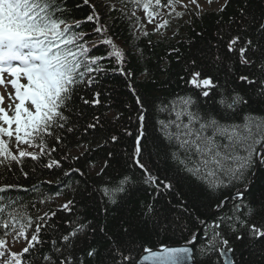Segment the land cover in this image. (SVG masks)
<instances>
[{
  "label": "snow or ice",
  "instance_id": "6c2138e0",
  "mask_svg": "<svg viewBox=\"0 0 264 264\" xmlns=\"http://www.w3.org/2000/svg\"><path fill=\"white\" fill-rule=\"evenodd\" d=\"M189 4L199 16L198 0H0V264H264V0H240L150 66L136 41ZM129 58L155 93L174 61L180 90L142 93Z\"/></svg>",
  "mask_w": 264,
  "mask_h": 264
},
{
  "label": "trees",
  "instance_id": "16d2710c",
  "mask_svg": "<svg viewBox=\"0 0 264 264\" xmlns=\"http://www.w3.org/2000/svg\"><path fill=\"white\" fill-rule=\"evenodd\" d=\"M254 2V0H252ZM240 6V0H231V3L229 4V7L223 12L218 13V10L213 9H206L201 10V13L199 16L196 15L197 7L194 9H191V15L187 14L186 20L189 21V23H185V21H177L174 24L173 31H177V35L173 36L168 35L162 39H157L154 37L153 34L150 35V37H141L136 43L139 44L141 48H144L146 53H151L150 55V66L155 65L157 62V59L161 56H164L169 49L170 46H177L181 47L182 44L184 47L187 46V41H189L192 38H195V33L198 31H205V32H213L216 30L217 27V20L221 19V17L226 21L228 16L235 13L237 8ZM83 13H81L82 15ZM121 37L122 40H127L129 37V32L127 28L122 27L121 30ZM152 40V47L149 48L147 44V40ZM183 50V49H182ZM145 61H137L136 59L129 58L128 61V67H130L135 73H136V86L137 88L144 94H147L149 96L152 95H168L169 93H174L180 90L178 87L179 82L175 78V71L179 70V66L175 64L173 61L172 68H173V78L172 82L169 85L166 92L163 93H155L153 91L154 88L159 87L160 85H151L147 83H141L138 79L139 77V70L144 67ZM153 71L155 72L156 69L153 68ZM168 78L166 76H159L158 80L161 82L166 81ZM112 86L117 90L115 93L117 96V100L123 101V100H130L125 81L122 77H114L111 80ZM121 105L119 103L114 104L112 107V111L108 112L105 108H99L98 111L101 115H103L105 112H108V118L110 119L113 112H118L121 110ZM106 128H110V125H106ZM104 133L103 131H97L91 133L88 137L85 139L92 140L93 144L92 147H95V139L102 136ZM109 148L111 145L108 146ZM79 149L75 147V142L72 138H70L68 147L65 149V151L71 150L72 154H76L75 151ZM119 151V149H117ZM106 158V151L104 149H97L94 152H89L87 154V161H91L93 163H96L99 165L103 162V160ZM73 166H82L83 170H87L89 164L86 162L85 159H81L79 162H72ZM68 165L65 164V167ZM163 166V165H162ZM55 179V177H53ZM145 196L143 193H137L134 199H144ZM138 241L142 244L155 246L159 241L156 240L155 237L151 236L146 230H142L140 233H138ZM169 243H182L183 241L176 239L174 241H167ZM235 259L237 261H248L249 260V250L246 247H240L236 253H235ZM253 259H256L253 257ZM218 264H222V260L218 262ZM257 264H260V261L257 260Z\"/></svg>",
  "mask_w": 264,
  "mask_h": 264
},
{
  "label": "rangeland",
  "instance_id": "374dc122",
  "mask_svg": "<svg viewBox=\"0 0 264 264\" xmlns=\"http://www.w3.org/2000/svg\"><path fill=\"white\" fill-rule=\"evenodd\" d=\"M224 0H213V2L211 4L208 3V0H198V3L201 7V9H213V10H218L220 8V6L223 4ZM184 3H188V0H184ZM189 9H194L196 7V5H193V4H189L188 5ZM178 10H181V9H178ZM186 17H187V14L184 15V17L182 19H179V20H173L171 22V25L170 27L167 29V30H162V34L161 33H153L154 37L157 38V39H162L168 35H172L173 33V28H174V24L177 22V21H185L186 20ZM151 29H152V25H148V30L151 32ZM81 151V149H77L75 151V153ZM59 202V201H58Z\"/></svg>",
  "mask_w": 264,
  "mask_h": 264
},
{
  "label": "water",
  "instance_id": "95a60500",
  "mask_svg": "<svg viewBox=\"0 0 264 264\" xmlns=\"http://www.w3.org/2000/svg\"><path fill=\"white\" fill-rule=\"evenodd\" d=\"M188 264H191V261H189ZM222 264H223V261H222Z\"/></svg>",
  "mask_w": 264,
  "mask_h": 264
}]
</instances>
